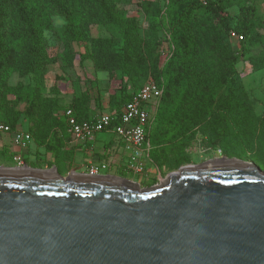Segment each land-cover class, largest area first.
Instances as JSON below:
<instances>
[{
	"label": "trees",
	"instance_id": "1",
	"mask_svg": "<svg viewBox=\"0 0 264 264\" xmlns=\"http://www.w3.org/2000/svg\"><path fill=\"white\" fill-rule=\"evenodd\" d=\"M136 1L149 18L143 36L136 17H119L115 0H0V121L13 131H27L39 146L59 150L63 142L60 133L69 140L66 108H71L78 120L103 111L119 116L132 95L152 80L162 88L157 101L161 125L153 138V148L169 145L171 164L178 166L184 161L173 154L178 150L185 153L186 142L197 126L202 127L210 146L249 150L250 154L264 146V137H259V127L264 126V104L256 114L257 99L245 90L236 68V61L245 55L255 38L264 39L258 32L263 21L255 7L247 2L241 6L243 28L237 33L241 35L237 40L240 47L234 48L225 0H168L171 28L165 31L156 0ZM54 14L65 21L61 30V65H72L77 56L80 61L90 59L95 70L107 72L113 111L99 109L89 87L62 105L56 86L48 95L42 93V75L51 61L43 33L51 29ZM91 24L107 25L110 36H90ZM117 25L121 28L120 39L116 37ZM162 31L168 36L165 33L161 37ZM83 41L89 42V48L83 52L74 50L73 43ZM251 60L259 68L264 66V61ZM12 73L19 78L34 74L37 83L18 80L10 85L8 78ZM123 77L131 87L129 92L122 86ZM117 80L116 85L111 84ZM19 102L25 105L23 111L16 109ZM22 114L27 125L19 122ZM152 122L153 116L146 138ZM154 151L151 159L157 165L159 152Z\"/></svg>",
	"mask_w": 264,
	"mask_h": 264
},
{
	"label": "water",
	"instance_id": "2",
	"mask_svg": "<svg viewBox=\"0 0 264 264\" xmlns=\"http://www.w3.org/2000/svg\"><path fill=\"white\" fill-rule=\"evenodd\" d=\"M0 264H264V171L214 159L140 187L0 167Z\"/></svg>",
	"mask_w": 264,
	"mask_h": 264
},
{
	"label": "rangeland",
	"instance_id": "3",
	"mask_svg": "<svg viewBox=\"0 0 264 264\" xmlns=\"http://www.w3.org/2000/svg\"><path fill=\"white\" fill-rule=\"evenodd\" d=\"M245 2L252 4L255 7L259 18L263 21V27L258 28V32L263 35L264 38V0H225V3L227 4L226 10L231 16V32L238 33V31L243 28L242 21L244 19V13L241 10V6L245 4ZM115 4L118 15L121 19L125 20L129 17L137 18L139 22V32L143 36L145 30L147 29L149 18L139 8L137 1L115 0ZM156 7L159 10L161 17V25L163 27L162 30L165 31L170 29V7L168 6V0H156ZM64 24V19L61 16L54 14L51 16V29H46L43 33L45 48L48 55L51 57V61L45 65V70L42 75V93L48 95L51 87L56 86L58 90L57 94L59 97V103L62 105L69 103L73 97L78 96L83 88L89 87L92 94L91 96L94 99L93 103L98 101L99 109H108L113 111L114 107H112L111 103H109V74L107 72L95 70L90 59L80 61L77 56L73 60L72 65H61V62L59 61V54L62 51L61 30ZM116 28L118 30L116 37L120 39V25H117ZM162 32H160L161 37H163L166 33ZM89 34L92 37H108L111 34V29L105 24H91L89 26ZM166 36H168L167 33ZM119 45H121V41L118 42V46ZM165 46L166 44H164V48ZM232 46L234 48L240 47L235 38L232 41ZM73 47L77 52H83L85 49L89 48V42L83 41L81 43H73ZM253 58L258 61H264V39L258 37L255 38V42L247 48L245 55L236 61V68L242 75V82L245 90L257 99V104L254 107L255 113L257 114L264 104V66L259 68L254 65L251 60ZM117 76H119V72H117ZM36 79V75L34 74H28L23 78H19L16 73H12L8 78V83L10 85H14L18 80H22L30 85H35L37 83ZM125 80L126 77H123L121 83L122 86H125V92H129L131 91V87L129 86V83H125ZM117 83L118 80L111 82L112 85H116ZM158 103H154L151 107L153 122L150 126L148 135L149 138L147 137L148 141H150L152 145L151 146L149 142V146L152 148L149 153L151 154L149 158H154L152 154H154V150H158V164L156 165V163H154L155 161L152 162L150 161L151 159L149 160L147 157L144 159V171L140 173L128 171L125 173L126 175L131 176L134 179V182L138 183L140 187L157 185L169 172L176 171L181 166L188 164L196 165L201 162L214 159L236 158L251 161L264 171V146H258V148L253 149L251 154L250 152H247L249 151L247 149V151L244 152V150L239 149H222L218 146H210L206 141V134L201 126H197L190 134V138L184 147L185 153H183L182 150H178L173 154V156L177 158L183 157L184 161H182L178 166L171 164L173 161L170 159L169 145L161 146V149L153 148V138L156 134H158L159 127L161 125V119L158 114ZM24 107L25 105L23 102H19L16 105V109L20 111H23ZM19 122L27 125L26 118L23 114L21 115ZM99 133L100 135L102 134L101 132ZM262 133H264V126L260 125V138L262 136L264 137ZM107 135L108 138L113 137L110 132H108ZM1 136H6L7 138L10 137L9 134H2ZM60 136L62 137L63 142L59 150H56L55 148L53 150L46 149L44 145L39 146L32 138V141L28 144V146L22 149L18 154H20L21 158L28 167L49 169L55 166L56 169H54L62 176L71 174L72 169H75V173L84 172V166L78 165L82 162V154L77 153V148L71 147L66 134L62 132L60 133ZM242 144L244 143L242 142ZM12 147L14 148V146ZM1 149L0 167H16V163L12 158L15 155L13 150H7L4 148L3 150ZM110 171L111 174L117 173V171L114 170Z\"/></svg>",
	"mask_w": 264,
	"mask_h": 264
},
{
	"label": "built area",
	"instance_id": "4",
	"mask_svg": "<svg viewBox=\"0 0 264 264\" xmlns=\"http://www.w3.org/2000/svg\"><path fill=\"white\" fill-rule=\"evenodd\" d=\"M236 40L241 35L231 32ZM162 93V88L150 80L144 83L125 103L118 115L108 111L97 113L94 117L86 120H78L71 108H66L64 117L66 130L72 142L85 143L91 140L97 133L104 130L112 131L124 143V148L129 151L126 168L134 173L144 171L143 157L146 155L149 144L146 138L147 129L152 119L151 107L156 103ZM2 134H9L13 145L19 151L28 146L32 136L23 129L12 130L11 127L0 121V137ZM16 166H24L26 163L20 154L13 157ZM108 168L107 160L90 161L86 166L87 175H105Z\"/></svg>",
	"mask_w": 264,
	"mask_h": 264
},
{
	"label": "crops",
	"instance_id": "5",
	"mask_svg": "<svg viewBox=\"0 0 264 264\" xmlns=\"http://www.w3.org/2000/svg\"><path fill=\"white\" fill-rule=\"evenodd\" d=\"M110 132L113 137L108 138L107 133ZM100 133H97L91 140L85 142V143H74L71 141L69 136V143L71 144V147L77 148V153L82 154V162L78 164L79 166H84L86 171V166L90 161L95 160H107L108 161V168L104 172L105 175H112V176H118L122 178H126L129 180L134 179L131 176L126 175L125 173L129 170L126 168V163L128 160L129 151H127L124 148L123 141L112 131L104 130ZM149 144V141H148ZM14 146V148L12 147ZM2 148V149H1ZM13 150L14 154L19 153V148L12 144L11 137H2L0 138V149L3 150ZM152 148L149 146V149L146 153V155L143 157L142 161L144 162L147 157L149 158V153ZM151 158H149L150 160ZM152 161V159L150 160ZM153 162V161H152ZM55 169L56 167L53 166ZM110 170L117 171V173L111 174ZM80 172V173H85ZM75 169L71 170V173H74ZM132 172V171H131Z\"/></svg>",
	"mask_w": 264,
	"mask_h": 264
},
{
	"label": "bare ground",
	"instance_id": "6",
	"mask_svg": "<svg viewBox=\"0 0 264 264\" xmlns=\"http://www.w3.org/2000/svg\"><path fill=\"white\" fill-rule=\"evenodd\" d=\"M16 167H18V166H16ZM20 167L29 168L27 165L20 166ZM14 168H15V167H14Z\"/></svg>",
	"mask_w": 264,
	"mask_h": 264
}]
</instances>
